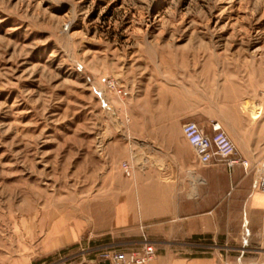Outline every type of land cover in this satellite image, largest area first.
Here are the masks:
<instances>
[{"label": "rangeland", "instance_id": "obj_1", "mask_svg": "<svg viewBox=\"0 0 264 264\" xmlns=\"http://www.w3.org/2000/svg\"><path fill=\"white\" fill-rule=\"evenodd\" d=\"M201 72L241 95L264 84V0H0V264L58 262L41 257L48 228L110 220L133 153L142 167L144 143L183 138ZM225 228L238 254L264 253V213Z\"/></svg>", "mask_w": 264, "mask_h": 264}, {"label": "crops", "instance_id": "obj_2", "mask_svg": "<svg viewBox=\"0 0 264 264\" xmlns=\"http://www.w3.org/2000/svg\"><path fill=\"white\" fill-rule=\"evenodd\" d=\"M188 85L185 111L174 124L194 122L206 133L219 125L247 165L233 170L224 164L203 166L183 133L178 144L166 139L144 143L143 166L135 153L126 163L111 200V219L90 216L92 224H53L42 242V258L77 252L69 264H109L83 251L105 246L137 250L146 235L156 243L152 264H264V253L238 254L225 231V224H255L264 213V190L258 188L264 177V113L262 109L253 117L246 109L247 103L261 107L264 84L260 80L249 95H241L224 75L201 72ZM154 118L155 130L171 131L167 113L160 111ZM155 150L161 152L153 158Z\"/></svg>", "mask_w": 264, "mask_h": 264}, {"label": "built area", "instance_id": "obj_3", "mask_svg": "<svg viewBox=\"0 0 264 264\" xmlns=\"http://www.w3.org/2000/svg\"><path fill=\"white\" fill-rule=\"evenodd\" d=\"M182 133L203 166L224 164L233 170L248 163L239 156L235 143L219 125H215L211 133H206L197 123L187 122L182 127ZM124 168H127L126 164ZM258 187L264 190V177L261 178ZM86 253L109 264H152L156 257V243L144 235L142 246L137 250L124 251L113 246H105L92 248ZM58 257V262L54 260L49 264H69L71 254L61 253Z\"/></svg>", "mask_w": 264, "mask_h": 264}]
</instances>
